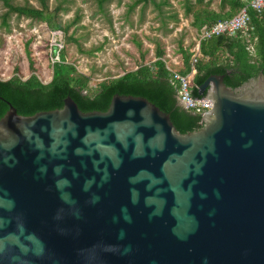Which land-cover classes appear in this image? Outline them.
<instances>
[{
  "label": "water",
  "instance_id": "1",
  "mask_svg": "<svg viewBox=\"0 0 264 264\" xmlns=\"http://www.w3.org/2000/svg\"><path fill=\"white\" fill-rule=\"evenodd\" d=\"M223 80L192 131L148 83L7 103L0 264H264V76Z\"/></svg>",
  "mask_w": 264,
  "mask_h": 264
},
{
  "label": "rangeland",
  "instance_id": "2",
  "mask_svg": "<svg viewBox=\"0 0 264 264\" xmlns=\"http://www.w3.org/2000/svg\"><path fill=\"white\" fill-rule=\"evenodd\" d=\"M100 1L12 0L16 6L44 9L61 27L59 30L16 14H11L7 25H3L6 10L0 3V70L4 73L0 78L26 80L35 75L47 83L52 76L55 43L61 47L64 63L74 66L77 74L87 79L89 90L140 65L154 63L158 48L164 55L171 48L179 59L177 65L171 63L169 67L181 70L179 49L190 53L198 30L192 25V14H186V6L193 11H228L220 9V0H202V4L197 0Z\"/></svg>",
  "mask_w": 264,
  "mask_h": 264
},
{
  "label": "trees",
  "instance_id": "3",
  "mask_svg": "<svg viewBox=\"0 0 264 264\" xmlns=\"http://www.w3.org/2000/svg\"><path fill=\"white\" fill-rule=\"evenodd\" d=\"M150 0H138L137 3H147ZM102 2V0L100 1ZM197 4H202V0H197ZM1 6L6 10L2 16V24L7 25L8 17L16 14L18 17L32 18L47 23L52 30H59L61 27L52 22L44 9L36 10L33 8L20 7L14 5L12 0H0ZM244 3L241 0H220V9H228L224 13H215L206 9L193 11L191 7L185 8L186 14H192L193 27L200 29L202 26H212L219 21L227 20L235 16ZM249 26L242 33L234 37H214L200 43L199 51L201 58L194 65L195 75L191 81L192 96L197 95L198 87L211 74L224 76L226 87L236 89L257 76L262 71L264 76V20L254 10L248 9ZM251 45L253 50L249 51ZM181 52L182 69L177 70L181 75L190 73L191 54L183 49ZM164 51L157 49L156 61L150 65H140L136 70L126 72L122 76L102 82L96 90H89L87 79L78 75L72 65L64 63L63 53L59 54L60 63L52 66V79L49 83L43 84L35 76L31 75L26 80L12 76L9 80L0 79V115L8 110L7 103H12L21 95L29 91H40L42 94H49L59 89H72L77 91L83 98L93 102L97 97L108 90L121 85L148 83L161 85L168 89L172 96L177 120L182 131H192L198 124L202 123V117L191 111H187L177 106V86L170 81V73L165 68L161 60Z\"/></svg>",
  "mask_w": 264,
  "mask_h": 264
},
{
  "label": "built area",
  "instance_id": "4",
  "mask_svg": "<svg viewBox=\"0 0 264 264\" xmlns=\"http://www.w3.org/2000/svg\"><path fill=\"white\" fill-rule=\"evenodd\" d=\"M244 3L243 9H241L235 16L230 19L219 21L212 26H202L197 30L196 38L194 39V44L190 50V73L187 75H181L177 70H172L169 67V64L177 65L178 56L173 55L171 48L167 49V52L161 59L165 65V68L170 73V81L172 84L177 86V101L180 102L184 109L191 111L195 114L200 115L201 117L204 113L211 109L210 101H207L206 98H195L192 96L191 81L196 71L194 65L196 64L198 58L201 56L199 47L200 43L205 40H209L214 37L226 36L234 37L238 33H242L248 29L249 26V15L247 13L248 9L254 10L260 17L264 20V0H241ZM55 48V57L52 60V66L54 64L60 63L59 54L61 53V47L57 43L54 44ZM249 51L252 52L253 48L251 45L248 46ZM1 71V70H0ZM53 72V71H52ZM4 73L1 71L0 76H3ZM11 78V77H10ZM1 79L3 81L9 80ZM52 79V76H51ZM51 79L47 82L49 83ZM40 80V79H39ZM40 82H42L40 80ZM43 83V82H42ZM43 83V84H47Z\"/></svg>",
  "mask_w": 264,
  "mask_h": 264
}]
</instances>
